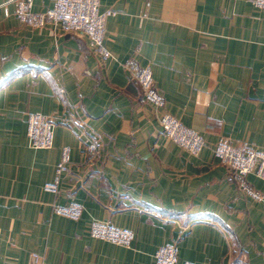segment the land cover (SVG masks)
Masks as SVG:
<instances>
[{
  "label": "crops",
  "instance_id": "obj_1",
  "mask_svg": "<svg viewBox=\"0 0 264 264\" xmlns=\"http://www.w3.org/2000/svg\"><path fill=\"white\" fill-rule=\"evenodd\" d=\"M107 10L103 60L84 33L21 23L16 1L0 0V264H155L167 243L179 262L264 264V200L241 192L213 152L219 139L264 150V8L100 0ZM133 64L151 69L161 109ZM31 112L56 121L52 147L28 146ZM164 113L200 133L198 154L165 136ZM74 122L99 144L94 158ZM64 146L67 169L47 190ZM246 181L264 195V178ZM70 203L79 218L54 211ZM93 219L130 229V246L92 237Z\"/></svg>",
  "mask_w": 264,
  "mask_h": 264
},
{
  "label": "built area",
  "instance_id": "obj_2",
  "mask_svg": "<svg viewBox=\"0 0 264 264\" xmlns=\"http://www.w3.org/2000/svg\"><path fill=\"white\" fill-rule=\"evenodd\" d=\"M17 3V18L21 23L32 27H42L52 24L54 28L63 31H80L90 39L94 52L101 58L107 59L109 51L104 46L105 22L113 12L110 10L100 12V0H53L52 5L44 11L33 10V0H15ZM252 3L264 8V0H252ZM130 77L141 88L143 98L155 109H161L164 98L156 89L153 75L149 67H140L136 64L129 66ZM159 122L165 136L191 154H198L204 147L205 142L196 130L187 127L179 119L169 113L160 116ZM56 121L40 112H31L27 115V143L34 149L50 148L53 145L54 128ZM73 126L78 129L79 138L84 146L83 150L87 157L94 158L99 151V144L93 135H87L76 123ZM214 155L229 170L237 180L241 192L247 193L256 199L264 200V195L252 189L247 181L248 174H254L264 178V150L253 148L248 145L234 146L226 139H219L213 147ZM69 163V148L62 147L61 157L56 166V178L53 182L45 185V189L58 191V177L67 169ZM57 214L77 219L80 217L83 206L78 203L68 205H55ZM90 234L94 238L103 239L118 245L130 246L133 233L125 227H117L109 221L93 219L90 225ZM38 262L39 256L33 255ZM155 264H197L190 261L177 259L175 243L160 245L154 252Z\"/></svg>",
  "mask_w": 264,
  "mask_h": 264
}]
</instances>
